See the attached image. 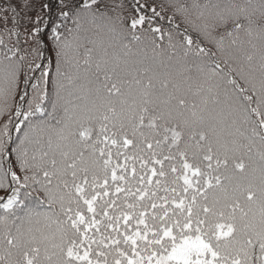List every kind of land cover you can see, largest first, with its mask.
<instances>
[{
  "label": "snow or ice",
  "instance_id": "6c2138e0",
  "mask_svg": "<svg viewBox=\"0 0 264 264\" xmlns=\"http://www.w3.org/2000/svg\"><path fill=\"white\" fill-rule=\"evenodd\" d=\"M31 7L0 5L4 35L18 40ZM55 7V19L48 2V19L28 18L18 58L0 38V264H264V0H168L160 11L136 0L127 27L123 4ZM146 23L153 50L167 37L173 72L109 57L117 44L127 56L128 30L139 42ZM242 32L247 70L223 58L225 70Z\"/></svg>",
  "mask_w": 264,
  "mask_h": 264
},
{
  "label": "trees",
  "instance_id": "16d2710c",
  "mask_svg": "<svg viewBox=\"0 0 264 264\" xmlns=\"http://www.w3.org/2000/svg\"><path fill=\"white\" fill-rule=\"evenodd\" d=\"M9 2L10 0H0V5L7 6ZM12 2H15V0H12ZM23 2H25V0H20V3H23ZM29 2L32 4V7L28 10L27 17H25L24 13L22 12L19 18V24L16 26V29H15L16 31L20 33L18 40H17V37L15 36L9 37L7 35H4L5 25L3 23L2 14H0V38L4 39L5 43L7 44L9 48H13V49L19 48L20 49V51L17 54V58L19 55L25 54V49H29V43L26 42V39H27L26 29L30 31L32 27V23L28 18L30 17L31 20H34L37 13H40L43 19L45 20L49 18V14L41 8V4L44 2H48L53 5V11L51 13V16L53 19H55L56 16L58 15L57 9L55 7V5L58 3V0H29ZM106 2L110 6L114 3L123 4V9L120 11H121V15L125 17V27H127L129 18L136 15V9L134 7L136 4V0H106ZM167 2L168 0H140V3L142 4H147L149 6H156L157 11H160L161 4H167ZM179 2L190 4L192 0H179ZM199 2L203 4V3L209 2V0H199ZM213 2H215V0H213ZM236 2H240V0H236ZM140 12L141 14H145L148 17L152 16L150 8L141 9ZM109 14L113 16L115 15V13H112V12H109ZM9 15H11V13H9ZM162 15L164 16L172 15V10H167L163 12ZM177 20H179V17H177ZM69 26H71L70 22H69ZM152 26L153 27L159 26V27H162L164 30H167L170 27V25L167 24L166 20L160 21L159 18L155 19ZM7 27L11 28L12 27L11 23H9ZM229 28H231V25H229ZM220 31H223V29L218 30L217 35L219 34ZM128 32H129V35L127 36L124 42L129 43V47L131 51L128 52L127 56H125L126 50L123 49L119 44H117L115 47L108 49L109 57L115 55V56L121 57V59L128 60L130 62L128 65L129 69L150 68L160 74H163L166 72H173L178 67L175 57H173V59L171 60L168 59L170 50L168 49V41H167L166 36L164 37L163 40H156V43L160 44L161 48L153 50L152 40L154 37H153V34H151L149 31L147 23L144 25L143 29L138 28L136 30V34L141 36V39L139 42L132 41L131 34H130L131 30L129 29ZM192 35L195 36V33H192ZM248 39L249 38L242 32L240 34V40L237 42L236 45L234 46L229 45L228 47L225 48V51L222 54V58H221V54H218V58H221V66L225 67V70H226V66L223 64V58H228L230 63H233V64L243 63L247 70L248 62L244 59V57L246 56V54L253 52V49L247 43ZM254 43H256L257 49L254 52L251 65L253 69L255 70L254 75L257 77V80H258L259 75H260L259 41L256 40L254 41ZM48 44L50 45L51 41H48ZM202 45L205 47H212L211 45L204 44L203 42H202ZM87 46L91 47V45H87ZM6 50L7 49L4 47V45H0V56H2L3 53L6 52ZM213 51H215L214 48H213ZM82 52H83V49H81V53ZM45 55H46V59L44 61L45 63L48 62L49 58L52 59L53 61L52 71L54 72L55 71L54 56H52V54L49 52H46ZM94 55L96 54L94 53ZM81 59H83L82 55H81ZM84 67L86 66L82 65L81 69L83 70ZM92 71L93 72L95 71L94 66L92 68ZM192 74L195 75L194 72ZM137 75L139 74L137 73ZM127 78L131 79V76ZM102 79L103 77L101 76V81ZM48 90L49 92H51V85H49ZM29 91H30V88H29ZM249 94H251V92H249ZM187 98L189 101L195 100L197 103L199 102L198 98L192 96L191 94H189ZM223 99L224 97L223 95H221L220 100L223 101ZM18 102H19V99L17 95L14 103H18ZM45 106L48 108V110H51V104L49 101L45 102ZM210 107L221 108V107H224V105L223 103H221L215 106L210 105ZM2 123H3V119H0V124ZM12 134L14 137L17 135L14 129L12 130ZM248 134L250 135V133ZM242 142L246 143V141H242ZM255 158L258 160V157H255ZM12 161H13V170L17 171V174L22 176L23 174L19 172V169L16 165L15 157H12ZM0 236H2V233H0Z\"/></svg>",
  "mask_w": 264,
  "mask_h": 264
}]
</instances>
